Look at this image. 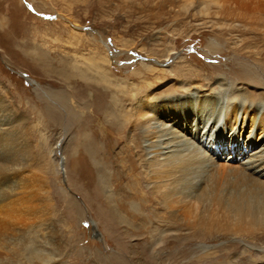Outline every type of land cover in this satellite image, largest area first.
I'll return each mask as SVG.
<instances>
[{"label": "rangeland", "instance_id": "obj_1", "mask_svg": "<svg viewBox=\"0 0 264 264\" xmlns=\"http://www.w3.org/2000/svg\"><path fill=\"white\" fill-rule=\"evenodd\" d=\"M174 1L179 2L180 7ZM181 1H186L185 8ZM181 1L0 0V110L21 120L16 127L18 139H13L12 143L16 142L20 149L26 146V156L18 157L17 162L19 165L25 163L29 168L17 175H26L25 201L8 200L11 205L1 214L5 220L0 215V224L5 221L4 226H10L7 229L11 233L8 234L20 235L19 239L24 243L36 239L39 250L56 259L57 264H117L119 261L114 235L105 229L108 222L102 215L109 207L107 202L123 197L122 190L129 196L133 193L137 186L136 176L140 175L134 163L139 151L132 148L124 122L135 102V98L131 100L133 94L136 99L158 91L184 94L191 83L199 80L202 84H197L198 92L207 88L216 92L214 80L218 75H224L231 82L235 80L236 72L238 75L251 71L259 80L256 83L248 81L249 84L244 82L245 85L255 84L251 89L264 95V0ZM40 20L47 24L60 22L74 35L93 38L100 50L98 56L89 42L80 47L79 43L71 46L66 37L55 41L57 34L48 35V27ZM37 57L41 60L52 57L54 63L57 59L53 57L118 59H114L116 64L111 63L108 70L109 84L103 89L106 97L99 99L90 90L87 91V100L91 104L88 107L67 102L72 109L70 112L78 117L72 122L70 113H66L51 96L54 92L67 93L65 79L57 75L61 68L51 65L52 69L46 73ZM156 60L161 67L158 65V69L149 73L144 65H151ZM72 80L75 87L72 95H76L84 80L78 74H74ZM259 81L261 86L257 85ZM90 132L97 137V146L108 164L106 173H101L103 178H108H104L101 192L97 191L101 185L86 154L85 136H82ZM220 137L224 138L218 137L215 140L218 144L231 140L228 136ZM134 139L139 140L137 136ZM206 139L208 144L214 141L212 137ZM77 145L78 149L75 148ZM103 145L107 153H104ZM123 145L133 157L132 166L136 168L133 174L129 172L131 163L126 162ZM254 148L253 143L243 148L242 142H232V163H243L244 152L248 154ZM161 230L165 235L176 234L173 228L162 227ZM182 232L188 233L184 229ZM119 242L137 243L136 239L126 237ZM252 242L216 238L206 245L224 257L211 258L207 263H221L232 257L231 263L234 259L235 262L240 260L239 264H264V239ZM202 243L197 239L185 243L189 253L177 263L166 253H156L151 247L150 262L143 261L140 254H130L129 257L126 255V264H202L197 262V247ZM154 247L158 248V245Z\"/></svg>", "mask_w": 264, "mask_h": 264}, {"label": "bare ground", "instance_id": "obj_2", "mask_svg": "<svg viewBox=\"0 0 264 264\" xmlns=\"http://www.w3.org/2000/svg\"><path fill=\"white\" fill-rule=\"evenodd\" d=\"M192 1L189 0L190 3ZM189 2L188 5L191 6ZM175 3L177 2L174 1ZM181 3L185 8L186 1ZM178 4L180 3L178 2L177 6ZM62 11L69 14L64 9ZM40 23L48 27V35L53 37L57 34L58 39L55 41L66 37L71 41V46L72 43L76 45L79 43L80 47L89 42L88 45L92 46L98 56L100 50L93 38L74 35V32L60 22L47 24L40 20ZM53 58L57 59L56 63L52 57H45L42 60L37 57V60L42 64L43 71L47 70L46 73L52 69L51 65L61 68L57 75L65 79L64 83L68 85L67 93L54 92L51 96L66 113H70L69 118H72V122L73 119L77 121L78 117H75L74 112H70L72 109L67 102L88 107L90 102L87 100V91L90 90H93L99 99L106 97L103 89L109 84L108 70L111 63L116 64L113 63L116 57ZM158 65L161 67L156 60L151 65H144V68L150 73L158 69ZM242 68L244 67L241 66ZM237 73H231L236 76L231 82L224 75H218L214 80L216 92L210 90L211 88L198 92L197 84H202L199 80L191 83L189 90L184 94L175 92L163 94L158 91L150 92L141 99H136L134 94L131 96V100L135 98V102L130 110L131 114L128 118L125 117L124 122L128 128L132 148L139 151L134 163L137 164L140 175L136 174L137 186H134L133 193L129 196L122 190L123 197L107 202L106 205L109 207L102 215L108 222L105 229L114 235L113 243L119 258L117 264H126L128 261L126 255L129 257L130 254L132 256L140 254L141 259L148 262L152 259L150 255L153 250L156 253L159 251L166 253L168 258L177 263L189 253L185 245L193 239L203 242L197 247V262L208 264L211 258L219 260L218 257H224L218 256V252L206 245L216 238L242 241L247 239L248 242L264 239V95L251 89L255 88V84L245 85L249 84L248 81L256 83L259 80L258 75H252L251 71L246 74L239 72L240 76ZM74 74H78L85 81L81 83V90L76 95H72V91L75 90L72 86ZM260 81L257 83L258 86L261 84ZM20 122L21 120L7 116L0 110V215L7 212L11 205L8 200L18 198L22 202L25 201L26 175H17L18 172L29 168L25 163L19 165L17 158L26 156L27 150L26 146L20 149L16 142L12 143L13 139H18L16 127ZM91 134L90 132L82 136H85L86 154L101 185L97 191L101 192L105 183L104 178L108 179L103 178L104 174L101 173H106L105 167L108 164L97 146L95 140L97 137L94 138ZM136 136L139 138L138 141L134 139ZM220 136L231 137V140L226 144H218L215 140L218 137L224 138ZM207 137H212L214 141L208 144ZM237 141L242 142L243 148L248 144L255 145L250 153L244 152L243 163L240 161L232 163L234 160L231 156L232 142ZM103 149L104 153H107L105 145ZM124 149L127 153L126 162L131 163L129 172L133 174L136 169L132 166L133 157L129 156L127 146ZM225 153H228V156L224 157ZM100 157L103 159L100 160ZM19 194L22 196L18 197ZM3 217L2 220H5ZM160 218L163 220H159ZM3 223L0 224V264H21L22 259L28 261L27 263L23 261V264H57L56 259L39 250L40 245L38 246L36 239L24 243L19 239L20 235L8 234L11 233L8 232L10 226L7 229ZM162 227L173 228L176 234L165 235ZM183 229L188 233L182 234ZM122 237L134 238L137 243L121 244L119 241ZM158 241L161 243L157 244ZM157 245L158 248H153ZM231 261L232 257L216 264L241 263L240 260L235 262L233 259L232 263Z\"/></svg>", "mask_w": 264, "mask_h": 264}]
</instances>
